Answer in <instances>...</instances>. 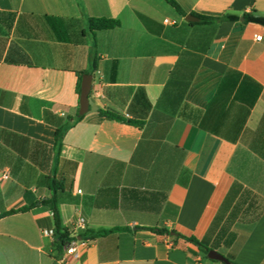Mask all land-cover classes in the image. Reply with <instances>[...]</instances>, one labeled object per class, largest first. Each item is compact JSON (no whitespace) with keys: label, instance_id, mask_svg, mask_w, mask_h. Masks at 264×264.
<instances>
[{"label":"crops","instance_id":"1","mask_svg":"<svg viewBox=\"0 0 264 264\" xmlns=\"http://www.w3.org/2000/svg\"><path fill=\"white\" fill-rule=\"evenodd\" d=\"M176 1L186 15L166 0H0V215L29 207L0 219V264H224L175 233L264 264V26L242 21L264 0ZM90 18L120 26L94 36ZM86 74L98 110L79 118ZM52 180L66 228L119 229L55 259Z\"/></svg>","mask_w":264,"mask_h":264},{"label":"trees","instance_id":"2","mask_svg":"<svg viewBox=\"0 0 264 264\" xmlns=\"http://www.w3.org/2000/svg\"><path fill=\"white\" fill-rule=\"evenodd\" d=\"M171 6H173L180 14L186 15L185 11L181 8L180 4L176 0H166ZM194 16L199 18V22L197 24L201 25H212L216 23H221V22H231V21H239L240 17L237 15H232V14H226L222 17H208V16H203L199 15L197 13H193ZM244 23H256L264 26V17L257 15L256 13H246L244 14ZM89 29L90 31L94 34L98 31H104V30H112L115 28H118L120 26V21L116 19H108V18H90L89 21ZM93 59H94V66L95 68L97 67V57H96V52H93ZM99 114L102 118L108 119V120H116L120 122H124L127 124L131 125H136L138 127H142L145 123L144 120H137V119H129L125 116L118 115L116 113L107 111V110H99ZM83 116H79V118H82ZM69 126H66L64 128H59L56 133V145L55 147L57 150H60V147L62 146V141L64 138L65 133L67 132ZM49 186L52 190V195L42 201V204L44 206H49L51 211L53 212L54 215V220H55V230H54V237H55V243H54V248H53V256L55 259L60 260L62 255L64 254V250L66 245L72 240L71 234L68 230L63 225V221L60 215V211L58 208V192L60 190H63L64 188L62 185L57 181V180H52L49 182ZM29 210V207L17 209V210H11L8 212H5L0 215V219L13 215L19 212H25ZM119 228L115 229H110V230H91L87 229L83 233H81L82 238L86 239H95L97 237L105 236L110 232H113L115 230H118ZM152 231H155L160 234H168L170 235L171 232L168 231L165 228H153L150 229ZM176 236L183 238L193 244H195L200 251H202L205 255H208L210 249L207 243L203 241H199L195 237H186L184 235H181L179 233H175ZM224 264H238L234 262L233 258L229 257L228 258V263Z\"/></svg>","mask_w":264,"mask_h":264},{"label":"water","instance_id":"3","mask_svg":"<svg viewBox=\"0 0 264 264\" xmlns=\"http://www.w3.org/2000/svg\"><path fill=\"white\" fill-rule=\"evenodd\" d=\"M186 20L189 22H196L198 21V18L193 15H188ZM243 20L244 18H242V21ZM92 82H93V75L86 74L83 76L81 83V94H80V110H79L80 116L89 113L90 110H95V111L98 110L96 106H93L92 102L89 99ZM208 257L212 260L228 263V259L224 255L213 249L209 251Z\"/></svg>","mask_w":264,"mask_h":264},{"label":"built area","instance_id":"4","mask_svg":"<svg viewBox=\"0 0 264 264\" xmlns=\"http://www.w3.org/2000/svg\"><path fill=\"white\" fill-rule=\"evenodd\" d=\"M262 36H257V40H262ZM4 178H8V175L5 173ZM79 193H82V190L78 191ZM72 240L66 245L65 247V254L67 255H73L76 258H79L81 255V250L83 248H86L89 244L90 239L82 238L80 235L84 231L87 230V226L84 219H79L76 225H74L73 228L68 229ZM46 235H53L51 232H45Z\"/></svg>","mask_w":264,"mask_h":264},{"label":"rangeland","instance_id":"5","mask_svg":"<svg viewBox=\"0 0 264 264\" xmlns=\"http://www.w3.org/2000/svg\"><path fill=\"white\" fill-rule=\"evenodd\" d=\"M206 256H208V255H206ZM220 263V262H219Z\"/></svg>","mask_w":264,"mask_h":264}]
</instances>
